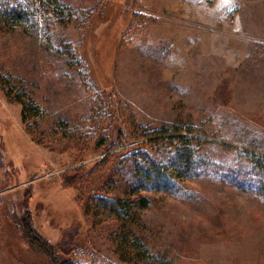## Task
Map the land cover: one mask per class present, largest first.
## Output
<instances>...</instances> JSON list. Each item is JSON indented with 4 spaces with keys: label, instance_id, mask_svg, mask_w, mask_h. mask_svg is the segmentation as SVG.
<instances>
[{
    "label": "rangeland",
    "instance_id": "rangeland-1",
    "mask_svg": "<svg viewBox=\"0 0 264 264\" xmlns=\"http://www.w3.org/2000/svg\"><path fill=\"white\" fill-rule=\"evenodd\" d=\"M59 1L80 20L0 21V264H50L24 218L61 264H264V198L223 174L264 154V0ZM176 134L214 170L140 191L127 219L91 199L126 197L127 151ZM124 229L153 261H120Z\"/></svg>",
    "mask_w": 264,
    "mask_h": 264
},
{
    "label": "trees",
    "instance_id": "trees-1",
    "mask_svg": "<svg viewBox=\"0 0 264 264\" xmlns=\"http://www.w3.org/2000/svg\"><path fill=\"white\" fill-rule=\"evenodd\" d=\"M46 12L49 13L50 17L54 18L55 22L72 23L80 20L78 12L75 9L63 5L59 0L0 1V21L6 24L30 23L31 26H37ZM86 19L83 18L82 22H85ZM5 78L0 73V86H7V83L4 81ZM5 93L10 100L21 104L23 122L30 119L36 120L40 117L41 109L39 105L35 103L24 88L15 91L14 87L10 85L5 90ZM98 96L99 92L94 95V98H96L98 105H101L102 101ZM188 130L191 131V129ZM156 132L164 135L167 133L166 128H161ZM145 136L148 137V135ZM163 137L162 140H166V144L168 145L166 147L161 145L160 150L156 149V147L160 146V143L155 144L156 147H152L155 145L151 144L148 146L147 141L144 140L129 149L124 155V161L128 164L124 168L126 172L124 186L127 190L122 193L126 197H121V195L110 197L102 194H93L91 199L115 218L127 219L134 207H146L149 204V198L141 194L140 191L155 190L178 194L181 190L180 179L198 177L214 170L213 167L217 166L209 158L202 157L199 154V148L193 136L176 134ZM151 149L156 152H153ZM246 154L248 156V165L246 167H228L223 174L236 187L240 189H252L264 198V154L255 152H246ZM134 216L136 217L135 213ZM27 219L24 218V224L28 238L32 239L43 251H46L50 257L52 256L50 264H61L58 257L53 256L51 247L42 240L40 235L28 223ZM125 226L126 224L124 228ZM124 231H127V233L118 234V241L122 246L120 247V261H127L126 255L133 254L140 255L144 259L148 258L147 261H153L151 259L155 258L154 254L149 252L139 236L136 238L130 237L129 235L132 232L129 229H124Z\"/></svg>",
    "mask_w": 264,
    "mask_h": 264
}]
</instances>
